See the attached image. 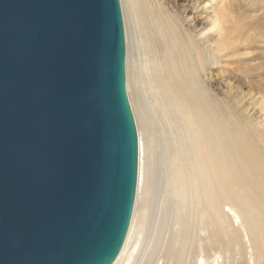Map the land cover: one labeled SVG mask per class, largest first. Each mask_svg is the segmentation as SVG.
<instances>
[{"label":"water","instance_id":"1","mask_svg":"<svg viewBox=\"0 0 264 264\" xmlns=\"http://www.w3.org/2000/svg\"><path fill=\"white\" fill-rule=\"evenodd\" d=\"M119 0H0V264H111L138 137Z\"/></svg>","mask_w":264,"mask_h":264},{"label":"rangeland","instance_id":"2","mask_svg":"<svg viewBox=\"0 0 264 264\" xmlns=\"http://www.w3.org/2000/svg\"><path fill=\"white\" fill-rule=\"evenodd\" d=\"M137 4L144 20L139 28L129 12L127 1L121 0L120 5L127 45L128 75L132 86L135 79H131L130 74H137L138 67L143 65L141 56L145 46L141 40L148 35L154 44V59L160 62L166 60L168 63L169 76L164 82L184 80L180 66H175L174 75L169 68L170 63H184L190 73L185 77L188 93L191 92L194 99L201 103L200 114L203 119L210 111L213 115L216 173L223 170L227 180L216 175L210 192L218 204V212L230 215L227 226L237 232L227 250L224 251L222 246V253L211 251L205 255L201 252L203 261L200 259L198 263L254 264L257 257L264 260L257 254L258 249L264 248V0H138ZM215 13L224 20L221 31L210 29L207 25ZM158 23L162 26L155 28ZM132 86L127 88L128 97L132 96V89H136ZM131 102L133 107V99ZM143 105L146 110L140 109L138 113L133 110V113L136 114L134 121L139 128L138 137L140 142H144L143 156L142 150L140 154V158L143 157L140 171L143 165L145 189L139 192L137 206L143 208L144 217L147 218L142 228L145 242L151 232L152 221L158 216L159 190H166V174L170 168L167 162L169 155L165 150L168 141L162 133V121L156 114L150 95H145ZM177 108L172 109L168 116L171 130L181 132L179 125H182L185 116ZM173 136V142L177 144V136ZM181 137L191 142L194 132L183 129ZM180 155L181 160L178 159L175 166L181 165V169L187 172L192 155L182 148ZM197 170L202 169L193 168L188 174L180 172L178 180L173 173H169L173 187L172 195L168 196L170 205L177 210L181 203L179 215L189 219L191 212L184 209L194 201L206 207V203L196 195L209 192H206L203 180L191 182L190 177ZM243 174H246L245 179ZM145 190L147 195L143 194ZM174 190L178 191L179 197L174 196ZM225 194L229 200H226ZM144 207H147L146 211ZM235 213H241V218ZM204 216L207 217L206 214ZM216 216L219 217V213ZM241 219L249 221V230L245 231L241 226ZM192 224L198 226L197 235L209 239L204 238L199 242L203 247L210 248L216 243L213 230L224 236V228L215 223L213 225L216 228L202 230L196 213ZM133 239L132 236L130 242ZM141 239L142 235H139L137 244Z\"/></svg>","mask_w":264,"mask_h":264},{"label":"bare ground","instance_id":"3","mask_svg":"<svg viewBox=\"0 0 264 264\" xmlns=\"http://www.w3.org/2000/svg\"><path fill=\"white\" fill-rule=\"evenodd\" d=\"M124 1H127L129 12L132 17L136 20V26L139 28L140 24L142 26L144 20L141 8H138L139 6L137 7L138 0ZM119 4L121 5V0H119ZM158 24H156L155 28L162 26V24ZM223 24L224 20L217 13L213 15L212 19L207 21V25L210 26V29H216L217 31H221L223 29ZM141 44H143V47L145 46V50L143 51L141 56L143 65L141 64V66L138 67L137 74H130V77H132L131 79H135L134 85H136L137 83V86H132V80H130V83L128 75V55L125 38L126 93L128 97V86L131 85L133 88H136L135 90H133L130 87L133 92H131L132 96L128 97L132 113L133 110H135L136 113H138L140 109L144 110L145 108L143 104L145 100V95L146 97L147 95H150L152 104L156 107V114L162 121V133H164L165 140L168 141V146L167 149L165 148V150L166 153L169 155L167 162L169 163L168 167L170 168V170H168L166 174V190H162V192L159 190L160 207L158 208L157 212L158 216H156L152 221L151 232L149 231V236H146L147 240L143 242L144 238L142 228L144 227V223L147 218L144 217L143 208H138L137 203L139 202V192H141L142 189H145L143 188V182L145 179V170L143 165L140 171V165L141 163H143V157L141 159L140 154L142 150L143 156L144 142H140V138L137 134L138 173L132 217L122 248L111 264H200L198 263V260L201 259L203 261L202 256H204L201 255V252H203L205 255L210 254L211 251H213L214 253H222V246L225 248L224 251L227 250L228 246L230 245V240L235 235V232H237L236 229H233L232 227L229 228L227 226V221H229L231 217L227 213L218 212V208L216 207L218 206V204L215 203V201L212 199L210 192L213 179L216 175L219 178H223L225 181L227 180L226 175H224V172H222L223 170H218V173H216L215 166H217V164L213 150L215 135L213 115L210 111V113H207L203 119L200 114V111L202 109L201 103L197 99H194L191 92L188 93V83L185 77H188L190 73L188 67L184 63H176L173 65L170 63L169 67L171 69V74L174 75L176 71V69H174L175 66H180L183 71L182 78L184 80L175 79L171 82H164V79L169 76V72L167 70V61L161 60L160 62L158 59H154V56L152 55L155 52L154 44L148 35H145V37L141 40ZM177 50L180 52L179 46L177 47ZM194 84L196 86L195 81ZM130 98L133 99V107L131 102L132 99ZM140 98L144 100L142 101ZM177 106L179 108H177ZM175 108H177V110H180V112L185 116L182 119V125H179L181 132H174L173 130H171L172 125L169 120L168 114H170V111ZM134 115L136 114L133 113V117ZM135 125L136 131L139 130L138 125ZM183 129H187L188 131L192 130L194 132V137L191 140L192 145L188 139L181 137ZM174 134L177 136V144H174L173 142ZM178 146H180L179 150ZM181 148L183 149V151H189L192 155L191 161L188 162L189 169L187 170V172L181 169V165H179V167L177 165L175 166V162H177L178 159L181 160ZM182 162L185 163L183 159ZM193 168H201L202 170H197L191 175V182L195 180L196 183H199L200 179L203 180L206 192H208V190L209 192L208 194L206 193V195L202 193H198V195H196L198 199L206 203V207H201L198 202L194 201L191 206L184 209L185 211L187 210V212H191V219H189L186 216L184 217L179 215V213L181 212V203L178 206L177 210L175 207H173V205H170V200L168 199V196L169 194L172 195L173 187L171 176L169 173H173L175 179L178 180L180 172H182L183 174H188L192 172ZM245 177L246 174H243V179H245ZM145 192L142 193L147 195V192ZM178 194V191L174 190V196L179 197ZM225 197L226 200H229L227 199V194H225ZM191 202L192 201H189V203ZM143 206H145V204ZM146 209L147 207L144 211H146ZM194 212L199 217V225L202 226V230L216 228L213 223H215L217 226L224 228V236H220L217 230H213V232L215 233L214 240L216 241V243L210 248L199 245V242L201 240H203L204 238H208H201V236L197 235L198 226L192 224L195 214ZM218 213L219 217L216 216ZM205 214L207 215V217L204 216ZM235 214L237 217L241 218V213ZM241 226L244 227L245 231L249 230V221L244 222L241 219ZM139 235H142V239L141 242L137 244ZM132 236L134 239L132 242H130ZM210 236H212V234H210ZM210 236L209 238L211 240ZM224 241L226 242L224 243ZM257 254L261 258H264V248L258 249ZM229 258L231 259V256H229ZM254 264H264V260H260L257 257L254 260Z\"/></svg>","mask_w":264,"mask_h":264}]
</instances>
